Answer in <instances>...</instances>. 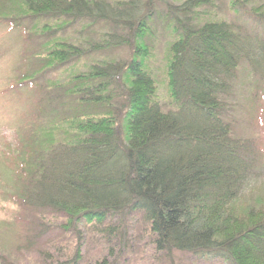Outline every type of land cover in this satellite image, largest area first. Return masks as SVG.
<instances>
[{
  "label": "trees",
  "instance_id": "1",
  "mask_svg": "<svg viewBox=\"0 0 264 264\" xmlns=\"http://www.w3.org/2000/svg\"><path fill=\"white\" fill-rule=\"evenodd\" d=\"M254 1H229L247 16L234 23L213 0H0V23L28 51L10 91L32 100L0 147L1 193L76 231L57 264L83 261V224L107 248L95 264H120L136 214L158 253L264 264V197L247 193L264 181V146L226 118L240 65L264 80ZM157 27L169 36L161 69Z\"/></svg>",
  "mask_w": 264,
  "mask_h": 264
},
{
  "label": "rangeland",
  "instance_id": "2",
  "mask_svg": "<svg viewBox=\"0 0 264 264\" xmlns=\"http://www.w3.org/2000/svg\"><path fill=\"white\" fill-rule=\"evenodd\" d=\"M184 1L174 0V3L180 4ZM213 1L217 7L215 11L221 18L239 23L247 17L239 10L235 12L231 8L230 0ZM263 5L264 0H256L254 3H248L247 11ZM153 34L154 38L151 40L157 50L151 64L161 69L167 46L164 41L166 38L169 40V36L161 29ZM36 43L33 41L29 46L32 48ZM25 47L20 30L9 31L0 23V147L20 129L21 116L32 103L31 94L26 88L10 91L13 81L20 76L18 69L20 73L27 70L24 68L25 65H22L28 52L25 53ZM34 50L40 51L39 48L31 51ZM112 54L125 57L128 51L120 49ZM226 118L234 123L235 137L255 139L256 143L261 141L264 146V80L255 77L245 63L240 65L233 82L232 94L227 100ZM1 185L2 182H0V264H57L69 260L78 243L76 231L67 230L64 219L54 214L51 216L49 212L46 215L41 210L19 211L2 195ZM253 192L251 199L253 202H256L254 200L258 197H264V181H260L255 190L247 193ZM132 219L130 233L137 239H131L132 252L121 259L118 262L120 264H226L222 261L203 262L188 252L175 251L170 255L165 252L158 253L151 244L149 235L141 234L146 232L142 217L136 214ZM89 228L87 224L78 228L83 238L80 242L83 247V261L79 264H95L108 256L103 240L96 237V233ZM109 260L112 261L111 258Z\"/></svg>",
  "mask_w": 264,
  "mask_h": 264
}]
</instances>
